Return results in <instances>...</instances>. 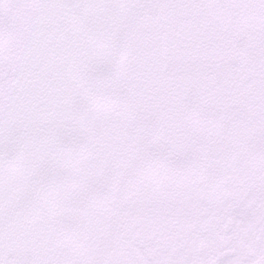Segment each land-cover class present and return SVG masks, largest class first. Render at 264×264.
<instances>
[{"label":"snow or ice","instance_id":"1","mask_svg":"<svg viewBox=\"0 0 264 264\" xmlns=\"http://www.w3.org/2000/svg\"><path fill=\"white\" fill-rule=\"evenodd\" d=\"M0 264H264V0H0Z\"/></svg>","mask_w":264,"mask_h":264}]
</instances>
